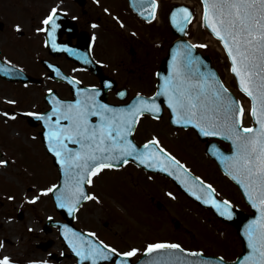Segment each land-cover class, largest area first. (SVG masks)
I'll return each mask as SVG.
<instances>
[{
	"label": "snow or ice",
	"instance_id": "1",
	"mask_svg": "<svg viewBox=\"0 0 264 264\" xmlns=\"http://www.w3.org/2000/svg\"><path fill=\"white\" fill-rule=\"evenodd\" d=\"M201 3L203 25L223 45L239 89L251 101L250 109L246 110L240 101L233 99L228 89L215 79L214 73L201 71L200 59L193 55L192 49L206 45H178L173 49L169 74L152 97L137 93L133 103L116 108L97 100L99 91L95 87L78 88L77 98L73 102L66 103L54 98L51 111L47 114H26L44 121L48 151L54 155L64 175L59 188L52 184L42 189L41 195L55 190L57 206L73 213L81 201L97 200L95 195L85 191V184H93L94 176L105 169L127 164L131 158L147 168L174 176L197 200L211 204L220 216L231 218L230 202L215 199L213 186L205 184L199 176H192L176 156L161 147L155 136L147 140L142 148L129 139L135 125L146 113L159 118L161 107L156 103V97L164 96L171 110L172 124L191 125L202 136L222 137L231 141L230 155H225L215 145L212 146V155L220 161L226 175L243 189L251 207L257 211L255 219L244 227L249 251L236 264H264V0H201ZM134 5L141 10V14L146 6L151 10L148 17L155 19L157 0H134ZM56 15L57 9L54 7L42 21L48 28L39 29L47 31L53 48L64 47L55 43L54 34L59 27ZM191 18L192 13L187 7H179L171 12L172 26L179 31H184L183 26ZM64 50L72 51L66 47ZM0 71L7 73L11 69L0 67ZM69 83L73 81L69 80ZM119 95L123 96L124 93ZM246 114H250L257 127L243 126ZM0 115L15 119L7 112ZM90 117H96L95 122ZM69 142L79 147L70 148ZM6 164V160L0 159V166ZM36 199L38 197H33L31 202ZM88 235L95 236V233ZM64 238L79 260L90 264L111 261L116 257L123 259H116L115 264H129V258L138 251L131 248L117 252L116 248L104 241L87 240L66 226ZM164 249L184 252L180 244L167 242L148 243L144 250L153 253ZM188 255L199 257L201 253L190 252ZM0 264H12V261L8 256H3ZM146 264L209 262L174 256L150 260Z\"/></svg>",
	"mask_w": 264,
	"mask_h": 264
},
{
	"label": "flooded vegetation",
	"instance_id": "2",
	"mask_svg": "<svg viewBox=\"0 0 264 264\" xmlns=\"http://www.w3.org/2000/svg\"><path fill=\"white\" fill-rule=\"evenodd\" d=\"M72 2L76 6V11L72 14L66 15L57 10L60 13L61 20L65 18L69 20V24L59 22L61 21L60 19L57 21L59 27L54 34L55 43L64 46L58 48H53L52 44L46 43L47 35L45 31L39 30L46 29V25L42 23L43 20L41 23H35L33 21L36 15L34 12L27 11L26 7L22 8V11H24L22 15L25 18L22 21L15 18L12 20V12L9 11L10 9L0 10V59L10 67L36 78L35 81L31 82L6 81L0 78L1 84H5V87L9 89L13 88L14 90H18L16 94L21 95V100L24 102L26 101L30 104L40 103L41 107L37 110H25V112L36 113H42L48 109L49 105L45 100V95L48 92H53L62 100L73 99L70 86L66 82L57 80L52 72L47 69L48 64L55 65L64 75L72 78L83 87H95L98 90H104V103L113 107L126 104L137 93L151 96L157 86L156 70L165 56L162 53V45L158 46L155 43L145 42L137 34H129L128 36L121 37L120 35H107L103 33L94 34L91 32L92 29L101 28L105 30L111 26V23H109L106 17L101 16L96 9L92 11L87 0H72ZM14 21L21 22V25ZM17 25H20L19 30H17ZM93 25H96V27H93ZM149 36L143 35V37ZM87 44L90 45L88 51ZM65 47L72 50L69 53L70 57L65 54ZM158 47L161 48L158 50ZM154 51H159V54L151 57L155 54L153 53ZM200 52L202 55L211 58V68L218 73L219 67L217 61L213 59L210 53L206 51ZM90 66L96 72L92 71ZM121 92L124 93L123 96L119 95ZM161 108L159 118H154V116L146 113L138 121L131 134L133 142L136 145H143L147 140L155 136L160 141L161 147L176 156V158L179 153L182 154L184 158L183 162H180L191 174L199 176L206 184H211L216 190L215 195L217 197L229 201L231 206L237 210V213H243L244 216L251 214L252 211L238 187L220 171L217 164L205 153L206 142L208 141L213 140L217 142L226 151L230 149L229 144L222 140L212 138H209L207 141H202L193 129L173 126L169 121L170 115L167 108L164 105ZM13 112L15 114L17 111L13 110ZM91 120L94 121L95 118ZM37 135L40 138V131ZM125 166H129L131 170L129 172V180L121 177L124 174ZM141 175H144L143 179L140 178ZM219 175L231 183L232 188L230 193L229 188L221 183ZM109 176H119L123 183L126 181L132 183V187H130L135 191L139 199L146 200V206L152 204L157 210L166 211L168 206L166 207L159 199L154 200V194L156 192L162 193L159 191L162 188L157 189L154 184L151 186L150 181L155 179V177L159 178L160 181H158L162 185L172 187L180 197L192 203L199 211L206 209L200 207L179 192L167 177L158 173L145 171L131 161L113 169H105L97 176H94L92 178L93 184H87V192L96 195L97 199H100L103 190L109 191L104 182L105 178ZM125 184L127 185L128 183L126 182ZM119 195L125 196L124 193H119ZM172 196L174 197L176 195L172 192ZM238 200L241 203H238ZM206 210L210 212L207 214L221 227L220 229L214 230L223 235V238L215 243L220 248V251L216 252L207 249L211 244L205 242L202 234L204 213H147L149 218H152L150 214H153L155 222H160L161 226H158L156 230L150 228L151 235L143 239V242L148 241L144 242V247L141 249L140 255L133 256L130 260L132 262L136 261L143 251H145L144 249L148 243L157 242L178 243L187 252H201L205 255L221 256L227 261L235 260L242 251V242L237 235L236 229L233 225L216 218L209 209ZM180 215L181 219H177ZM132 216L143 219L139 215ZM163 218L168 219L172 225L169 228V237L171 239H168V237L165 238V234L160 233L163 226L161 219ZM210 227L214 229L213 226ZM225 236H229L230 239H225ZM130 245L128 244L127 247L131 249L137 247L139 243L133 242ZM123 251L126 250H117V252ZM226 251L231 252V258L221 255L222 252L226 253ZM46 257L49 259L47 254ZM49 260L56 262L53 259Z\"/></svg>",
	"mask_w": 264,
	"mask_h": 264
},
{
	"label": "rangeland",
	"instance_id": "3",
	"mask_svg": "<svg viewBox=\"0 0 264 264\" xmlns=\"http://www.w3.org/2000/svg\"><path fill=\"white\" fill-rule=\"evenodd\" d=\"M180 1L157 0L159 15L152 22L145 23L132 13L125 0H87L92 11L96 9L101 16L106 17L111 23V26L105 30L96 28L92 29L91 32L94 34L120 35V37L137 34L145 42L155 43L158 46L162 45V53L165 55L167 46L175 39L168 25V13L173 4L191 3L193 4V16L185 34L186 38L191 44L206 45L203 48H196L210 53L213 59L217 61L220 77L225 87L233 93L245 109H250L249 99L238 89L229 72V63L224 51L218 47V42L202 25L200 0ZM25 7L27 11L36 14L33 20L35 23H41L54 7L66 15L76 11V6L72 0H0V10L10 9L12 20L15 18L23 21L25 18L22 15L24 12L22 8ZM14 22L21 25L19 21ZM20 25L17 26L20 27ZM143 35L150 36L143 37ZM160 48L158 47V50ZM153 53L155 54L151 57L157 56L159 51ZM17 91L5 87V84H1L0 81V113L7 112L9 116H15V119H11L0 115V159L7 161L6 165L0 166V258L8 256L12 264H33V262H37V264H74L73 257L68 256V249L59 239L57 229L51 227L52 229L48 232L43 231V225L48 217L53 220H61L59 213L54 208L50 193L41 195L42 189L56 183L57 169L52 164L51 157L45 153L39 135H37L41 130L39 124L30 125L24 117L13 112V110H37L41 104H30L22 101L21 95L16 94ZM8 101H14V103H8ZM251 124V116L246 114L243 118V126ZM177 158L183 162L184 156L179 153ZM130 171L129 166H125L124 174L121 177L129 180ZM121 177H106L104 182L109 191L103 190L100 199L85 201L78 207L74 219L76 227L83 231L95 233L98 239L116 248V250L125 249L128 251L130 250V247H127L128 244L131 246L130 243L138 242L139 247H135L138 249L135 256H139L144 247V242L148 241L143 242V239L151 235L150 228L156 230L158 226H161L160 222H155L153 214H150L152 218H149L147 213H204L202 234L205 242L211 244L207 249L220 251L215 243L222 239L223 235L214 230L221 227L207 214L210 213L208 210L199 211L192 203L180 197L172 187L162 185L158 177L150 181L151 186L154 184L155 188H162L159 190L162 193L156 192L154 194V200L159 199L168 207L166 211H161L152 204L146 206V200L139 199L131 188L132 183L126 181L128 183L126 185V182L121 181ZM140 178L143 179L144 175H141ZM219 178L221 183L229 188L230 193L231 183L221 175ZM172 192L176 196L173 197ZM119 193H124L125 196H121ZM33 197H38V199L31 202ZM238 203L241 201L238 200ZM132 215L142 216L143 219ZM177 219H181V215ZM161 221L163 226L160 233L165 234V238L171 239L169 237V228L172 226L170 221L164 218ZM210 226H213L214 229ZM224 238L230 239L229 236ZM47 239L53 241L49 251L67 255L61 263L47 259L46 253L35 247L36 243ZM230 253V251H226V253L222 252L221 255L231 258Z\"/></svg>",
	"mask_w": 264,
	"mask_h": 264
},
{
	"label": "water",
	"instance_id": "4",
	"mask_svg": "<svg viewBox=\"0 0 264 264\" xmlns=\"http://www.w3.org/2000/svg\"><path fill=\"white\" fill-rule=\"evenodd\" d=\"M130 9L132 10L133 13H135L139 18H141L142 20L146 21V22H150L152 21L153 19L149 18L148 17V12H150L151 10L148 9L146 6L144 8V13L141 14V10L139 8H137L135 5H134V0H126ZM79 2H82V1H79ZM179 7H187L189 9V11L191 12V9L188 7V6H185V5H173L172 8L170 9L169 11V14H168V22H169V26L173 32V34L176 36V39L170 44V46L168 47V51H167V54L166 56L163 58L159 68L157 69L156 71V78H157V86H156V91L155 93L158 91L159 89V86L160 84L163 83V80L166 76H168L169 74V71H170V63L172 61V55H173V49L176 48L178 45H182V44H191L188 40L185 39V33H186V30H187V26H188V23L187 22L183 27H184V31H179L177 30V28L173 27L172 26V23H171V12L174 11L176 8H179ZM203 7V5H202ZM58 19L61 20L60 18V13L57 12V15H56V23L58 24ZM59 22H62V23H65V24H69V20L67 19H63ZM203 22V20H202ZM48 28V26H46V29ZM206 28V27H205ZM210 33H211V30L206 28ZM47 37H46V42L47 44H52L51 41L49 40V37H48V34H47V31H45ZM212 34V33H211ZM213 37H215L213 34H212ZM216 38V37H215ZM217 39V38H216ZM221 44V43H220ZM222 45V44H221ZM223 47V45H222ZM68 48V47H66ZM65 49V48H64ZM69 49V48H68ZM89 50V44H87V51ZM225 51V50H224ZM64 52L69 55V51H66L64 50ZM192 52H193V55L194 56H197L199 57L200 59V66H201V71H206V72H211V73H214L215 74V79L218 80L222 85L223 83L221 82V80L219 79L217 73L211 68L210 66V62H209V59L202 56L199 52H197L196 48H193L192 49ZM226 53V52H225ZM227 55V53H226ZM70 56V55H69ZM229 60V59H228ZM229 63H230V69H231V61L229 60ZM82 64V63H81ZM88 66V65H87ZM0 67L2 68H5V69H11L10 72H4V71H0V78L2 79H5V80H8V81H22V82H31V81H35V78L25 74L24 72H20L18 71L17 69L13 68V67H10L9 65H7L6 63H4L1 59H0ZM89 67V66H88ZM47 69L49 71L52 72V74L54 75V77L57 79V80H61L63 82H66L67 84H69L70 88H71V91L73 93V99L72 100H62V99H59L53 92H48L46 95H45V100L46 102L48 103L49 105V109L45 110L43 112V114H47L49 111H51V108H52V101L53 99H58V100H61V101H64L66 103H70V102H73L76 98H77V89L78 88H84V89H90V88H86V87H82L81 85H79L78 82H76L75 80H73L72 78L64 75L57 67H55V65H47ZM90 69L94 72L95 69H93L91 66H90ZM57 70L59 71V75H57ZM231 71V70H230ZM232 73V72H231ZM234 79H235V82L239 88V83L235 77V75L232 73ZM69 80H72L73 83H69ZM224 86V85H223ZM225 87V86H224ZM99 91V95L96 97L97 100H99L100 102L104 103V90L100 89L98 90ZM154 93V94H155ZM228 93L231 95V97L233 99H235V97L233 96V94L228 91ZM151 95V96H144V97H152L154 96ZM143 96V95H142ZM103 99V100H102ZM136 99V95L133 96L126 104L122 105V106H115L116 108H121V107H126L127 105L133 103V101ZM236 100V99H235ZM156 103L160 105L164 104L166 107H167V103H166V97L164 96H159V97H156ZM168 108V107H167ZM169 110V113H170V123H171V110L168 108ZM27 113L29 112H19L18 114H20L21 116L25 117L27 122L30 124V125H36L37 122H39L40 126H41V131H40V137H41V141L43 143V146L46 150V152L52 157V161H53V164L57 167L58 169V180H57V187L59 188L62 184H63V181H64V175L63 173L61 172L60 170V165L56 162V158L54 157V155L48 151V146H47V141L45 140L44 138V132H45V127H44V121L42 120H38L36 117L34 116H28L26 115ZM148 114V113H147ZM161 112L158 114V116H160ZM153 116V114H150ZM92 118H95L96 120V117H90V119ZM54 119V117H53ZM95 120L93 122H95ZM253 120V119H252ZM254 122V120H253ZM66 123V122H64ZM172 124V123H171ZM173 126H179V127H190L192 128L196 133H197V136L199 137L200 140H207V138L209 137H206V136H202L199 134L198 130L193 128L191 125H188V126H184V125H176V124H172ZM251 127H257V125H255V122H254V125L251 126ZM217 138H220V139H223L222 137H217ZM129 139H131V135L129 136ZM225 140V139H223ZM227 141L229 144H230V150L229 151H226L224 150L222 147H220L218 144L214 143V142H209L207 143L206 145V154L209 155L213 160H215V162L218 164L219 168L221 169V171L226 175L225 173V170H224V167L221 165L220 161L212 155V146L215 145L217 149H219L221 152H223L225 155H230L231 154V151H232V145H231V141H228V140H225ZM133 142V140H132ZM134 143V142H133ZM135 144V143H134ZM144 145V144H143ZM143 145H137L138 148H142ZM72 146V147H71ZM68 147L70 148H78L79 146L78 145H74L72 144L71 142H69L68 144ZM129 161L133 162L134 164H136L137 166L147 170V171H150V172H153V173H160V174H163L164 176H167L168 178L171 179V181L177 186V188L183 192L184 194H186L190 199H192L194 202H196L197 204H199L200 206L202 207H205V208H209L212 210L213 214L221 219L222 221L224 222H227V223H230L232 225L235 226L236 230H237V233L242 241V252L239 254V256L234 260V261H225L223 259V264H236V262L238 260H241L243 259L244 255H246L249 251L248 249V246H247V240H246V237L244 235V227L246 224H248V222L250 220H253L255 219L256 215H257V211L256 209L252 208L251 207V204L248 202L247 198L245 197L244 195V191L243 189L234 181L232 180L228 175V176L238 187L239 189L241 190L244 198L246 199L247 203L250 205L253 213L251 214H248L246 216L243 215V213H237V211L231 207V212H232V216L231 218H228L226 216H220L219 213L216 211V209L214 207H212L211 204H205L202 202V200H197L195 198V196L191 195L190 192L186 191L184 186L181 185V183L174 177V176H169L166 172H161L159 171L158 169H152V168H147L143 165H140L138 163V161H135L131 158H129ZM121 166V165H120ZM192 175V174H191ZM193 176V175H192ZM86 185H84L85 187V191L87 192V188H86ZM55 190L53 193H50L51 194V197H52V200H53V203H54V206H55V209L59 212L61 218L63 219V221H54L52 218H47L46 221H45V224H44V231L48 232L49 229L51 227H56L58 229V235H59V238L64 242L65 246L68 248L69 250V254L72 255L75 260H76V264H90V262H82L79 260V258L75 255V253L71 250V248L68 246V243L66 242L65 238H64V232H65V226L68 228V229H71L73 232H77L79 233L83 238L87 239V240H93V241H97L98 239L94 236H89L88 232H84L80 229H78L77 227H75L73 225V220H74V216H75V212L74 211L73 213H69L67 211L66 208H59L56 204V199H55ZM215 199L219 200V201H223V200H220L219 198H217L216 196H214ZM85 201H81L80 205L83 204ZM79 205V206H80ZM78 206V207H79ZM78 209V208H77ZM53 244V241L48 239L47 241L45 242H41V243H38L36 244V247L40 248L41 250L43 251H47L49 247H51V245ZM188 253L190 252H187L184 250V252H179L178 250H175V249H164V250H160L159 252H153V253H146L145 251L142 253L141 257L135 261V262H131L130 261V258H129V264H146V262L150 261V260H155V259H160V258H167V257H174V256H180V257H185L187 258L188 260H205V261H208L209 264H221V257H218V256H209V255H205L201 252V255L199 257H193V256H189ZM49 258H54L56 261H60L61 260V257H55L53 254H49ZM116 259H123L122 257H116L114 260H111V261H99L98 264H105V263H110V262H113L115 264V260Z\"/></svg>",
	"mask_w": 264,
	"mask_h": 264
},
{
	"label": "bare ground",
	"instance_id": "5",
	"mask_svg": "<svg viewBox=\"0 0 264 264\" xmlns=\"http://www.w3.org/2000/svg\"><path fill=\"white\" fill-rule=\"evenodd\" d=\"M182 1V0H181ZM180 1V2H181ZM158 9H159V6L157 7V9H156V14H155V18L159 15V12H158ZM246 105V104H245ZM247 110V109H246Z\"/></svg>",
	"mask_w": 264,
	"mask_h": 264
}]
</instances>
